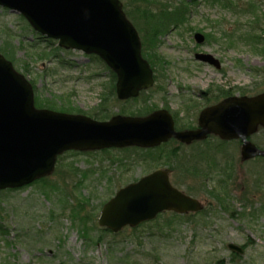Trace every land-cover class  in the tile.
<instances>
[{
    "label": "rangeland",
    "instance_id": "1",
    "mask_svg": "<svg viewBox=\"0 0 264 264\" xmlns=\"http://www.w3.org/2000/svg\"><path fill=\"white\" fill-rule=\"evenodd\" d=\"M120 1L124 7L125 0ZM148 2L143 6L153 14L180 9L185 16L178 24H168L158 36L157 47H148L153 51L148 59L154 73L163 79L147 95L154 108L165 107L176 114L178 122L188 124V112H196L203 102L199 95L209 87L224 92L246 88L250 94L264 91V31L245 14L254 6L264 17V0ZM28 25L20 14L0 8V33L12 37L14 67L42 100L62 98L64 105L82 111L74 115L90 116L101 110L112 116L120 108L128 110L114 96L107 97L111 71L103 62L82 52L61 50L57 41L40 38ZM197 32L206 38L203 46L194 39ZM0 46H4L2 41ZM196 53L214 55L222 69L196 61ZM104 93L108 100L98 109ZM252 141L264 148V131ZM240 148L239 142L225 147V161L217 160L219 170L208 171L212 179L205 187L193 177H184L166 159L140 161L144 151L67 153L48 179L59 184L65 198L69 191L70 205L85 202L83 215L96 219L121 186L164 163L171 165L167 168L172 170L173 184L202 202L205 210L187 216L163 213L153 222L120 234L90 225L84 235L73 223L70 210L59 211L58 204L66 201L64 195L61 203L47 199V188L32 185L0 195V264H264V161H242ZM219 198H225L229 211L221 207ZM229 244L243 247L244 254L231 251Z\"/></svg>",
    "mask_w": 264,
    "mask_h": 264
},
{
    "label": "water",
    "instance_id": "2",
    "mask_svg": "<svg viewBox=\"0 0 264 264\" xmlns=\"http://www.w3.org/2000/svg\"><path fill=\"white\" fill-rule=\"evenodd\" d=\"M0 6L23 15L36 32L59 45L96 54L116 73L120 100L137 97L154 85L153 71L141 55L140 38L122 12L119 0H0ZM199 44L205 37L196 34ZM196 60L217 69L211 54ZM198 130L176 132L167 111L146 118L118 116L98 122L81 115L37 110L32 86L0 55V190L20 189L51 174L57 157L69 150H99L129 146L155 147L172 137L183 143L214 134L240 139L242 158L264 157L248 139L264 128V93L233 97L204 110ZM202 204L176 189L169 172L157 170L120 189L104 205L98 223L113 233L154 220L164 211L199 212ZM232 251L243 250L233 244Z\"/></svg>",
    "mask_w": 264,
    "mask_h": 264
},
{
    "label": "trees",
    "instance_id": "3",
    "mask_svg": "<svg viewBox=\"0 0 264 264\" xmlns=\"http://www.w3.org/2000/svg\"><path fill=\"white\" fill-rule=\"evenodd\" d=\"M124 12L126 13V16L128 17V19L136 26V28L138 29L140 36H141V40H142V53H143V57L146 58L151 66L153 67V63L150 61V59H148V57L150 56L149 54H151L153 51L149 50L148 47L150 48H154L157 47L156 45H158V36L160 34H162L168 27L169 23H173V24H178L179 22H181V20H184V14L181 12V10H177L176 12L173 13H167V14H161V15H157L156 13L153 14L151 11L147 10L143 5L144 3L149 4L148 0H125L124 1ZM256 7H252L249 10V13H245L246 15L252 16L254 21L253 24L256 26V28L261 29L262 31H264V17L260 16L258 14V9L256 11ZM141 21V23H140ZM143 21L147 22L150 21L148 24H143ZM6 38V40H5ZM9 39H12L11 36H7L6 33L3 34V36L0 33V43L1 41L3 42L4 46L1 48L0 46V53H2L7 59L11 60L12 56H15V51H14V46L12 45L11 41ZM94 59H98L96 57H93ZM155 59L157 60V58L155 57ZM99 60V59H98ZM156 82L160 83L161 81H163V79L161 77H155ZM115 81L116 78L114 76H111L110 78V87H109V94L104 93V95L101 97V101L98 109H100L101 107H105V103L107 102L108 98H104V96L107 97H113L115 96L114 90H115ZM254 90H252L251 92H253ZM236 92L240 93L241 95H247L250 92L248 91V89H243V88H235V89H229L226 93L229 96H232L234 94H236ZM262 92V91H261ZM259 92V93H261ZM258 94V93H255ZM115 98V97H114ZM150 101L149 97H145V111L143 113H139V116L143 115V114H147L150 113L153 108H150L152 106L151 103L147 102ZM36 106L38 108L41 109H48V110H52V111H60L63 113H79L81 114L82 111L73 108L69 103L66 105V102L62 99L59 98L58 100H42L40 98L39 95L36 94ZM64 102V103H63ZM71 106V107H70ZM144 111V110H143ZM134 115V113H131V115ZM90 116L95 117L97 119H108L110 118V114H106V112L103 111H98V113H93L90 114ZM108 116V117H107ZM177 120V126L179 128L181 127H189L192 128L193 127V123L189 122L188 124H181L180 122H178ZM164 157H167V162H170L172 164H174V160L177 163L178 161H176L178 159V156H175L174 153L169 152V151H162L160 152L159 155H157V158L162 159ZM63 157L59 158L58 161V166L57 169L59 168L61 161H62ZM171 166V165H170ZM210 167V166H209ZM180 168V165H179ZM185 172L188 175L191 176H195L199 173V170H197V168H186ZM203 177H207L205 174H202ZM197 177V176H196ZM195 177V178H196ZM37 184H42L45 188L48 189L47 192H45L44 196L47 199H54V200H58L60 203L63 199L62 196L65 193L61 192V188L59 187V184L57 183H53L51 184V181L49 179H44L40 182H38ZM205 182L202 181V185L205 187ZM7 192H13L12 190L9 191H0V195H3ZM53 195V196H51ZM64 199L66 200L64 202V205L58 204L59 207V211L62 209L63 213L67 212L68 210H70L71 213V219L73 221V223L75 225H77L79 227V230L82 234L86 235L88 232V227L90 225H92L93 227H96V219L92 216H90L89 214L83 215L85 212V202H78V203H73L72 205H70L71 202L70 201V196H69V191L66 192V198L64 195ZM224 199V198H223ZM222 198H219L221 207L225 210V211H229V208L224 204V200ZM181 218V217H178ZM182 219V218H181ZM1 226H0V230H1Z\"/></svg>",
    "mask_w": 264,
    "mask_h": 264
},
{
    "label": "flooded vegetation",
    "instance_id": "4",
    "mask_svg": "<svg viewBox=\"0 0 264 264\" xmlns=\"http://www.w3.org/2000/svg\"><path fill=\"white\" fill-rule=\"evenodd\" d=\"M227 97V93L217 89V87H209L206 91L201 92L198 97V100L203 99V102L199 103L200 107L196 109V112L194 114H190L188 112V118H190V121L193 123V127L189 128L184 126L181 128L178 127L177 129H198L199 116L201 112L208 107L217 105ZM161 109L165 108L163 107ZM193 109L195 108H191V110ZM172 115L176 120V114L172 113ZM226 144L227 142L223 141L215 135H210L204 140L194 141L190 144H184L175 140L174 146L176 151L174 150V152H176L178 155V159L176 161H178V163H180L181 165H190L192 166V168H198L213 161L219 169L217 160L221 159L222 161H225V159H222V157L224 156ZM183 176H185V173H183Z\"/></svg>",
    "mask_w": 264,
    "mask_h": 264
},
{
    "label": "bare ground",
    "instance_id": "5",
    "mask_svg": "<svg viewBox=\"0 0 264 264\" xmlns=\"http://www.w3.org/2000/svg\"><path fill=\"white\" fill-rule=\"evenodd\" d=\"M180 141V140H179ZM185 165H187V164H185ZM184 177H186V178H191V176H189V175H185ZM192 180H193V178H192Z\"/></svg>",
    "mask_w": 264,
    "mask_h": 264
}]
</instances>
